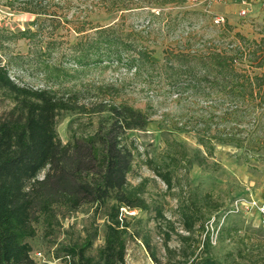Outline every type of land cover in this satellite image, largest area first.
Instances as JSON below:
<instances>
[{
	"label": "trees",
	"instance_id": "1",
	"mask_svg": "<svg viewBox=\"0 0 264 264\" xmlns=\"http://www.w3.org/2000/svg\"><path fill=\"white\" fill-rule=\"evenodd\" d=\"M178 1L184 0H155L147 7L151 15L157 16L153 9L159 8L161 14L165 5ZM106 9L122 12L131 7ZM113 28L97 26L95 39H81L75 44L77 66H89L104 58L116 63L125 59L124 64L136 74L141 70L166 72L169 66L172 73L168 78L177 94L190 88L199 91L204 80L215 83L217 89H210L214 91L212 98L218 99L223 112L211 114L197 132L203 149L193 150L175 139H167V149L161 156L146 157L141 162L139 147L128 132L144 129L152 121L148 106L136 107L125 100L87 104L81 101L79 92L55 87L60 85L59 73L50 85L48 81L35 87L13 78L0 63V98L13 104L9 114L0 119V264H37L29 242L37 235L36 224L43 220L52 225L59 209L75 212L84 205H92L95 215H103L104 243L95 255L90 254L99 231H89L81 242L64 246L62 256L57 254L56 258L67 264H126L129 223L122 208L154 211V219L166 224L167 229L161 233L164 258L159 257L150 238H144L156 264H223L213 253L207 224L222 205L210 192L191 190L186 195L179 172L188 171L195 164L207 165L214 157L216 144L234 145L247 155L257 154V160L264 163V73L254 71L264 66V34L260 39H248L228 26V35L239 41L236 46L213 45L194 52L166 50L164 63H160L152 59V49L122 39ZM27 32L22 34L27 36ZM46 69L50 67L47 65ZM65 111L107 115L94 132L74 134L63 143L57 123ZM215 119L231 125L220 129ZM252 123L253 131L245 129V124ZM174 128L187 130L185 124ZM141 164L166 184L167 192H177L173 193L178 201L177 215L187 235L177 231L175 222L166 216L163 203L148 201L150 178L132 182L130 177L138 174L136 166ZM174 234L181 240L178 249L169 245Z\"/></svg>",
	"mask_w": 264,
	"mask_h": 264
},
{
	"label": "rangeland",
	"instance_id": "2",
	"mask_svg": "<svg viewBox=\"0 0 264 264\" xmlns=\"http://www.w3.org/2000/svg\"><path fill=\"white\" fill-rule=\"evenodd\" d=\"M152 1L155 0H0V63L13 78L35 87L44 86L48 81L50 85L59 73L60 85L55 87L79 92L81 101L87 104L125 100L136 107L148 106L153 113L152 121L144 129L128 132L139 147L141 162L146 157L161 156L167 149V139H175L193 150L203 149L198 144L197 132L203 129L211 114L223 112L218 99L212 98V92L217 89L215 83L204 80L199 91L190 88L177 94L168 78L172 73L169 66L166 72L141 70L136 74L124 64L125 59L116 63L104 58L99 63L79 67L74 46L81 39H95L97 26L113 25L112 31L117 36L147 46L153 50L152 59L164 63L166 50L194 52L213 45L226 47L233 43L236 46L239 41L228 35V26L248 39H260L264 34L261 23L264 11L260 4L254 3L249 14L242 16L240 0H184L165 5L161 14L159 8L153 9L157 15L153 16L147 7ZM120 5L131 9L106 11V7L111 6L113 10ZM216 16L223 17L224 22L214 23ZM79 29L85 31L80 33ZM25 31H29L27 36L22 34ZM254 71L264 73V66ZM12 107L8 99L0 98V119ZM106 115L62 112L58 117V135L66 143L74 134L92 133ZM214 121L220 123V129L231 125ZM177 124H185L187 130L175 129ZM244 127L253 131L255 124ZM255 155H247L234 145L216 144L214 157L207 165L195 164L188 171L179 172L186 195L191 190L201 194L210 192L222 205L207 224L214 238L213 253L223 264H264V215L257 206L264 204V163ZM136 169L138 174L130 177L132 182L150 178L148 201L163 203L164 212L175 222L177 231L187 235L177 215L178 201L173 194L177 192H167L166 184L145 165H137ZM154 215V211L144 210L127 214L126 264H156L144 245L145 237L150 238L159 257L164 258L161 233L167 226L158 223ZM36 227L37 235L29 242L37 264H45L38 259V252L43 253L49 262L46 264H67L64 259L55 261L57 254L62 256L64 246L81 242L95 228L99 233L90 254L95 255L104 243L105 219L101 214H94L92 205H84L75 212L59 209L52 225L40 220ZM169 245L178 249L180 238L174 234Z\"/></svg>",
	"mask_w": 264,
	"mask_h": 264
},
{
	"label": "built area",
	"instance_id": "3",
	"mask_svg": "<svg viewBox=\"0 0 264 264\" xmlns=\"http://www.w3.org/2000/svg\"><path fill=\"white\" fill-rule=\"evenodd\" d=\"M242 5H243V9L241 10V15L242 16H247L252 8V5L254 3H258L260 4V7L262 8V10L264 11V0H240ZM222 22H224V18L221 16H216L214 17V23L221 24ZM263 28H264V16L262 18L261 21ZM256 204V203H255ZM259 208V211L262 215H264V204L263 205H257ZM122 211L125 213L123 216L127 215V214H136L137 210H128L126 208H122ZM127 213V214H126ZM211 240L214 241L213 236H211ZM37 257L39 260H41V262L49 263L48 261L45 260V256L43 255L42 252H38L36 253ZM60 259H55V261H59Z\"/></svg>",
	"mask_w": 264,
	"mask_h": 264
}]
</instances>
